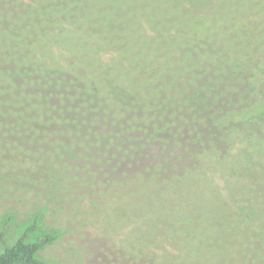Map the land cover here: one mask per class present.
Returning a JSON list of instances; mask_svg holds the SVG:
<instances>
[{
  "label": "rangeland",
  "instance_id": "374dc122",
  "mask_svg": "<svg viewBox=\"0 0 264 264\" xmlns=\"http://www.w3.org/2000/svg\"><path fill=\"white\" fill-rule=\"evenodd\" d=\"M211 1L214 23L196 35V26L181 14L162 13L160 0H31L28 7L0 0V252L35 222L29 242L50 233L62 236L40 259L115 264L100 255L109 245L105 237L153 200L162 204L163 193L183 190L185 209H165L152 235L118 240L122 261L141 260L164 237L177 252L161 264L243 263L245 240H230L236 225L207 194L206 176L216 167L229 174L241 207L264 197L263 138L250 131L252 123L241 130L226 125L252 83L233 79L223 67L225 59L240 57L254 66L250 72L264 71V0ZM67 22L76 36L63 31ZM62 31L58 40L74 45L68 70L45 69L29 56L16 62L23 50ZM95 43L116 51L111 67L102 70L95 63ZM107 73L136 87L130 110L99 87L79 90L80 76L100 82ZM149 78L157 83L148 85ZM37 82L57 89L49 99H36L29 84ZM191 90L206 98L208 111H186L182 99ZM258 92L264 99V82ZM192 102L201 109L198 98ZM174 132L186 135L187 143H177ZM236 140L251 165L230 159L221 166L216 155ZM64 145L81 158L76 182L72 172H49ZM91 204L84 214L81 207ZM252 220L258 228L252 264H264V211ZM251 232L245 226L238 234Z\"/></svg>",
  "mask_w": 264,
  "mask_h": 264
},
{
  "label": "trees",
  "instance_id": "16d2710c",
  "mask_svg": "<svg viewBox=\"0 0 264 264\" xmlns=\"http://www.w3.org/2000/svg\"><path fill=\"white\" fill-rule=\"evenodd\" d=\"M11 1L19 7H28L31 0ZM160 1L163 4L162 7L165 9L162 13L168 15L181 14L186 18L185 21H189L191 24L193 23L196 26L195 28H192L196 35H198V31L210 28V26L214 23L210 18L211 12L213 11L211 9L213 7L211 0ZM203 23L205 24L204 27L201 26ZM73 25L74 24L70 22L64 23L65 27L63 28V31H65L67 35H74L70 32V28H67ZM63 31L54 35L49 34L47 39L43 40L46 41L44 45L38 44L37 46L31 47V50H23L21 52L22 55H18V58H16V62L21 65L22 59L29 56L31 59H34V61L41 64V66L44 67L45 65L46 68H50L51 70H68L69 66H72L68 60L69 53L72 52V47H74V45L70 46L68 44H62L61 41L58 40L62 35H64ZM199 36L201 35L199 34ZM92 45L94 47L91 48V53L94 57L95 63L99 65L102 70L107 67H111V64H113L116 58V51L99 43ZM223 67L226 70L225 73L233 79L244 81V79L247 78L251 81L250 83H252L248 97L243 101L240 96L239 105L241 106L229 113L226 125L233 127L232 129L235 130H241V128H245L244 126L247 122L248 124L252 123L250 131H254L256 134L259 133L260 137H262L264 141V99L258 92L259 86L264 82V71L252 70L250 72L249 70L254 68V66L249 61L240 57L225 59ZM79 79L82 82L80 83L81 89L79 88V90L92 92L93 88L99 87L100 91L113 99L120 107L127 110L131 109L134 99L137 97V89L133 83L129 79L126 80V78L121 76L117 78L112 74L107 73L103 76L100 82L96 81L94 77L84 78L80 76ZM146 83L153 86L157 83V81L149 78L146 79ZM29 85L32 95L36 99L40 100L49 99L47 97L53 95L54 91L57 89V86L53 83L47 84L37 82ZM193 98H198L201 101V109H198L193 104ZM182 106L190 114H202L210 108L206 98H204L197 90H191L188 91L187 94H184ZM215 115L217 114H214L216 120L223 119V117L220 118ZM173 134L177 143H187V136L183 135L182 132H174ZM235 144L240 145V147L236 149L235 153H231L230 148L235 147ZM224 146L225 147L223 149H219L220 152L216 155V162L218 161L221 166L224 165L226 161H231L230 159H234L232 160L233 162H242L246 166L251 165L253 160L250 155L242 151L243 144L241 140L229 142ZM58 155L60 158L57 159V164L55 167H51L49 172H69V174L72 172V178L73 181H75L74 172L81 167V158L78 152L73 146L64 145V147H62L58 152ZM220 155L224 157L221 158ZM52 157L54 159V156ZM69 159H71L73 164L69 163ZM213 175L219 178L213 177ZM230 180L231 176L226 172L221 171L219 167L212 168L206 176V181L209 185L207 194H213L215 196L217 201L221 204L222 210L230 216L232 221L235 223V233H230V240L233 242L243 241V239L245 240L244 246L246 252L244 257L241 258L243 262L242 264H252V255L254 254L256 242L255 234L258 232V228L255 227L257 226V223H253L254 221L252 219H254L258 213L264 211V197H260L258 202L248 203V205L241 207L231 192ZM74 187L75 186H73L71 190ZM185 197L186 194L183 190H175L171 193L166 192L161 195L162 204L153 200L150 202L149 207L145 206L140 208L131 219H128L121 224L119 227L121 229L118 232L112 236L110 235V237H105V239L108 240L109 245L100 255H104V253H106L109 258L114 260L115 264H161L162 261H171L177 252V246L172 243L171 240H167L164 237H162L161 241L156 243V245L153 246L141 260L133 261L131 263L123 262L122 256L118 254V240L125 238L124 236H128L131 237L130 241H133V237L135 236L143 237L145 235H152V231L156 229V223L165 218V209H170L176 213H180L183 209H185V205H183ZM157 204L159 205L157 206ZM91 206L92 204L85 210L81 207L82 212L89 215L88 211L92 208ZM158 207H161L163 210H157ZM245 226L252 230L250 236L238 234L239 229H243ZM34 228H36L35 222L29 228L24 230L22 235L12 245L5 246L3 248L0 252V264H55L40 259L38 255L44 248L55 245L62 237L61 234H45L41 237H37L36 241L29 242V234L34 231ZM101 234L100 238H104ZM123 242L125 244L128 243L126 240H123ZM112 254H116V256H113Z\"/></svg>",
  "mask_w": 264,
  "mask_h": 264
}]
</instances>
